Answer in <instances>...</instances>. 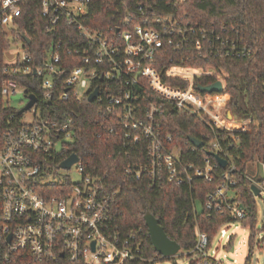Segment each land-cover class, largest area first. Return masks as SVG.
I'll list each match as a JSON object with an SVG mask.
<instances>
[{
    "label": "built area",
    "instance_id": "built-area-1",
    "mask_svg": "<svg viewBox=\"0 0 264 264\" xmlns=\"http://www.w3.org/2000/svg\"><path fill=\"white\" fill-rule=\"evenodd\" d=\"M24 1L0 0V27L10 35ZM91 1L40 0L46 31H56L61 21L76 27L77 36L70 46L60 39L54 41L39 63L21 39L13 42L12 51H5V57L12 59L5 70L40 78L41 95L16 81L7 80L1 88L5 106H14L11 97L19 91L36 94L37 100L28 110L19 109L22 117L18 123L12 114L8 119L0 117V264H123L139 255L137 234L125 233L119 225L117 191H109L104 177L86 173L80 157L70 168L61 167L75 152L58 161V155L74 142L77 126L73 116L47 112L51 108L59 113L50 104L55 102L52 98L89 100L96 89L99 93L92 102L107 117L101 126L108 136L122 138L124 145L146 144V160L129 165L127 173L137 180L147 177L150 187L160 188L166 182L184 184L198 177L211 181L218 167L225 168L207 206L226 204L235 217L245 216L242 206L228 203V192L238 181L233 175L236 164L226 148L211 139L210 155L216 161L206 156L202 165L189 162L182 158L172 136H163L161 116L169 108L186 110L203 118L211 128L230 132L224 139L227 149L237 146L253 119L234 121L226 94L198 88L207 84L197 86V80L213 74H218L217 80L222 79L225 88L226 78L215 66L186 62L246 58L254 52L252 43L236 26L218 28L189 21L179 10L185 0H136L113 6L112 22L101 27L87 22ZM28 37L30 42L26 41L31 43ZM173 52L181 57L167 67ZM162 70L188 84L171 85L163 79ZM28 111L33 117L26 121ZM215 154L227 160L225 167ZM251 162L256 163L257 171L248 168L245 176L259 187L260 194L264 175L259 178L258 171L260 165L264 170V160L255 157ZM75 165L81 174L77 182L69 174ZM226 230L221 229L222 236ZM207 245L208 235L199 231L195 250L204 256L199 264H211L206 257Z\"/></svg>",
    "mask_w": 264,
    "mask_h": 264
},
{
    "label": "trees",
    "instance_id": "trees-1",
    "mask_svg": "<svg viewBox=\"0 0 264 264\" xmlns=\"http://www.w3.org/2000/svg\"><path fill=\"white\" fill-rule=\"evenodd\" d=\"M136 0H92L90 3V21L95 26H106L112 22L113 6H124L134 3ZM187 14L189 21L200 24L214 25L218 28L222 25L236 26L241 29L254 47V52L246 58L224 57L208 58V60L192 59L186 64L215 66L217 73H227L224 92H212L211 94H226L229 98L228 107L237 114H243L242 119L252 118L253 122L246 133H242L237 146L227 149L225 138L230 137V132L218 128H211L203 118L186 110L174 108L166 109L161 116L163 136L171 135L172 141L180 147L182 158L196 165H202L204 158L210 156L212 146L211 139L219 140L232 157L237 170L233 173L237 179V185L232 186L228 192V203L243 207L245 216L235 217L226 204L220 208H209L207 203L209 195L213 193L222 180L225 168L218 167L214 172L213 180L194 178L191 182L177 184L166 182L162 187L152 188L148 184V178L140 180L126 172L129 165H137L146 160V144L141 146L124 145L122 138L106 133L107 129L101 126V121L106 116L100 114L95 102L87 99L77 100L71 98L68 101H55L52 104L59 111L49 109L52 116H73L77 126L74 142L67 152L58 155V161L65 159L70 153L79 155L85 167V172L92 176L104 177L109 191H117L116 205L119 209L118 222L125 233L134 231L137 234L136 242L140 243V251L133 261L123 264H150L152 261L146 258L162 257L152 244L144 214L147 210L159 218L161 225L167 234L181 244V248L188 251L185 257L189 258V264H199L204 256L195 250L198 242V232L208 235L207 252L213 244L215 236L220 233L226 224L240 220L242 224L250 226L253 233L249 236L248 252L245 264H250L256 243L257 231V203L251 179L245 176L248 172L250 161L258 157L264 160V112L263 85H264V0H185L179 7ZM16 28L11 30V35L0 27V117L3 119L13 115L18 123L22 113L14 106H5L1 96V88L7 80L16 81L21 87H29L30 91L40 96L38 88L40 78L12 74L5 70L7 65L5 51L13 47L15 40L25 42L29 51L33 54L36 63H39L46 54L47 48L56 40H63L65 46H70L77 36L76 27L61 21L54 32L46 31V20L41 15L40 0H25L19 17L15 20ZM26 33L32 38L28 43L22 36ZM193 38V36H192ZM172 65L181 57V53H171ZM163 79L174 86H186L187 80L169 77L162 70ZM218 74L206 76L197 80L196 85L209 84L218 79ZM250 108H245L246 101ZM54 108V107H53ZM255 120V121H254ZM6 122V121H5ZM198 137L205 143L197 147L191 141V137ZM200 200L202 209L196 208V201ZM264 229V224H263ZM264 237L261 238L263 240ZM260 239L257 238V241ZM233 237L227 247L232 244ZM173 257V256H172ZM184 258V257H183ZM167 259H170L168 257ZM208 259H212L211 256ZM144 261V262H143ZM216 264V261L213 260Z\"/></svg>",
    "mask_w": 264,
    "mask_h": 264
},
{
    "label": "rangeland",
    "instance_id": "rangeland-1",
    "mask_svg": "<svg viewBox=\"0 0 264 264\" xmlns=\"http://www.w3.org/2000/svg\"><path fill=\"white\" fill-rule=\"evenodd\" d=\"M14 49V47H11V51ZM6 62H11V57H5ZM12 104L16 106V108L21 109L25 106L27 102V98L25 97V93L23 91H19L18 93L12 95ZM244 100L246 101V97H244ZM246 110L250 112V108L248 106V103L246 101ZM229 109V107H228ZM234 113V121H240V118L243 114H237L235 110H233ZM33 117L32 113L28 111L25 116V120L29 121ZM258 175L259 178L264 175V170L262 166H259ZM249 170H253V173L257 171V165L255 162L249 163L248 166ZM69 174L71 176V180L73 182H77L81 179V174L77 170V166H73L69 170ZM257 205V231H256V237L255 241L256 243L259 242L260 244L254 245L253 250V256L250 260V264H264V239L261 240L262 237H264V190L262 192L255 196ZM196 208L198 211L202 209V204L200 200L196 201ZM226 230V235L222 236L221 232L218 233L217 236H215L213 244L209 250L210 254L207 253V258L209 256L212 257V259L209 260L211 264H215L213 260L216 261V264H245V259L248 252V243H249V236L253 231L251 230L250 226L242 224L240 220H236L234 222H231L230 224L224 225ZM233 237L232 244L227 247L229 240ZM257 238L260 240L257 241ZM188 254V251L181 248L178 253L170 257V259L157 257V261L153 262L155 256H151L146 258L148 261H152L150 264H189V258L185 257ZM261 256L258 260L257 257ZM184 257V258H183ZM144 262V261H143ZM147 264V263H146Z\"/></svg>",
    "mask_w": 264,
    "mask_h": 264
},
{
    "label": "water",
    "instance_id": "water-1",
    "mask_svg": "<svg viewBox=\"0 0 264 264\" xmlns=\"http://www.w3.org/2000/svg\"><path fill=\"white\" fill-rule=\"evenodd\" d=\"M25 39L30 42V38L25 36ZM223 78H227V73H222ZM198 88L204 92H224V81L222 79L217 80L211 84L207 85H199ZM99 90L96 89L90 96L89 101H94L96 96L98 95ZM26 97L29 98V101L25 104L24 107L20 109L21 112L28 110L32 107L34 102L37 100V96L34 93H26ZM228 116L231 117V111L228 110ZM193 144L197 147H202L204 145V141L199 139L198 137H191L190 138ZM218 162L220 165L225 167L227 165V160L216 155ZM79 160V156L77 153L70 154L65 160L61 162V167L63 168H70L71 165ZM251 189L253 190L255 195H258L260 192L259 187L256 184L251 185ZM145 223L148 227L149 235L152 240V244L154 249L162 254L163 257L168 258L175 256L178 251L181 249V244L177 241L172 239L167 232L165 231L164 227L161 225L159 218H157L152 212L147 210L144 214Z\"/></svg>",
    "mask_w": 264,
    "mask_h": 264
}]
</instances>
